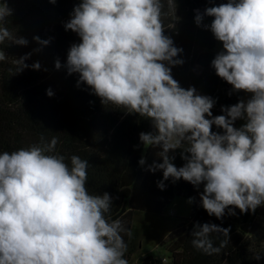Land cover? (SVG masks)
I'll list each match as a JSON object with an SVG mask.
<instances>
[{
    "label": "clouds",
    "instance_id": "obj_1",
    "mask_svg": "<svg viewBox=\"0 0 264 264\" xmlns=\"http://www.w3.org/2000/svg\"><path fill=\"white\" fill-rule=\"evenodd\" d=\"M167 3L176 12L175 0ZM163 7L162 0H80L63 25L80 38L63 67L68 75L78 74L77 87L87 86L104 106L151 122L152 131L140 133L139 141L145 150L161 149L162 162L147 169L162 171L159 189L168 180L183 179L196 188L203 184L200 206L209 216L222 219L226 210L235 215V209L254 214L264 205V0H228L203 13L196 10L195 24L222 44L211 62L216 75L234 92L251 97L215 117L214 99L182 88L171 74L172 67L183 64L177 59L183 50L164 34ZM11 15L0 3V44L27 46L25 38L3 26ZM205 17L213 18L210 25L203 24ZM33 39L41 46L49 43ZM29 56L14 59V74L28 67ZM6 59L0 51V61ZM61 67L57 60L55 68ZM237 120L245 123L236 128ZM213 126L223 134L214 133ZM41 141L0 153V264H128L121 234L130 237L131 232L120 219L105 218L113 205L109 193L88 192V161L73 155L69 166L63 155L50 154L55 137ZM176 150L185 161L180 168L170 155ZM145 163L142 157L140 166ZM212 233L227 239L214 247ZM191 236L193 247L209 256L229 243V229L215 224H197Z\"/></svg>",
    "mask_w": 264,
    "mask_h": 264
},
{
    "label": "trees",
    "instance_id": "obj_2",
    "mask_svg": "<svg viewBox=\"0 0 264 264\" xmlns=\"http://www.w3.org/2000/svg\"><path fill=\"white\" fill-rule=\"evenodd\" d=\"M175 2L176 12L169 10L167 0H162L164 34L173 40L175 47L183 50L177 57L183 64L172 67L171 74L182 88L193 87L197 94L216 101L213 117L224 115L221 109L242 101L243 92H234L211 66L200 75L194 72L199 55L213 52L217 44L211 31L198 27L194 18L196 10L203 13L206 8L228 0ZM7 3L12 15L3 26L13 35L25 38L28 44L10 45L11 41L7 40L0 44V51L8 57L0 61V153L27 149L40 144L41 138L43 143H50L55 137L58 143L55 152L50 154L63 155L69 166L73 155L87 160L88 192L109 193L113 205L105 218L109 222L120 219L131 232L130 237L121 234L127 243L124 256L127 261L142 244L134 215L161 217L174 198L180 196L191 198L193 208L183 233L167 243L169 261L146 256L140 264H264V205L254 214H241L235 209L236 214L230 216L226 210L224 217L217 219L200 206L203 184L196 188L183 179L175 183L168 180L164 190L159 189L157 183L163 179L162 171L152 173L147 169L154 162H162L157 156L161 149L145 150L139 141L140 133L152 131L151 122L137 114H126L124 109L104 106L87 86L77 87L78 74L68 75L63 65L70 46L78 44L80 38L70 30L65 31L63 25L80 0H57L55 5L49 0H7ZM212 19L205 17L203 24L210 25ZM172 24L174 28L168 29ZM34 37L49 43L41 46ZM29 54L25 61L28 67L14 74L17 68L14 59ZM57 60L62 65L59 70L55 68ZM35 63H39V70L32 69ZM49 90L53 93L51 97L47 95ZM237 125L238 120L234 127ZM212 131L223 134L216 126ZM181 151L170 153L175 157L173 163L177 168L185 164ZM142 157L146 160L144 166L139 164ZM206 223L229 229V243L219 254L205 255L192 245L194 226ZM210 239L214 247H220L227 238L221 233H212Z\"/></svg>",
    "mask_w": 264,
    "mask_h": 264
},
{
    "label": "rangeland",
    "instance_id": "obj_3",
    "mask_svg": "<svg viewBox=\"0 0 264 264\" xmlns=\"http://www.w3.org/2000/svg\"><path fill=\"white\" fill-rule=\"evenodd\" d=\"M0 3L8 5L7 0H0ZM220 51H222V44L217 41L213 51L215 56ZM209 66L204 67L195 63L194 72L200 75ZM250 98L249 94L243 93L242 101L246 102ZM244 123L245 121L238 120L237 128H240ZM189 199L176 196L161 217L143 213L134 215L135 226L140 230L142 244L136 254L128 261V264H140L146 256H152L158 261L163 259L169 261L170 253L167 250V243L180 236L185 224L189 223L193 208V200L192 203H188Z\"/></svg>",
    "mask_w": 264,
    "mask_h": 264
},
{
    "label": "water",
    "instance_id": "obj_4",
    "mask_svg": "<svg viewBox=\"0 0 264 264\" xmlns=\"http://www.w3.org/2000/svg\"><path fill=\"white\" fill-rule=\"evenodd\" d=\"M215 58V54L213 52H203L199 55L196 60V65L207 67L211 65L212 60Z\"/></svg>",
    "mask_w": 264,
    "mask_h": 264
},
{
    "label": "built area",
    "instance_id": "obj_5",
    "mask_svg": "<svg viewBox=\"0 0 264 264\" xmlns=\"http://www.w3.org/2000/svg\"><path fill=\"white\" fill-rule=\"evenodd\" d=\"M162 261H163V262H167V259H163Z\"/></svg>",
    "mask_w": 264,
    "mask_h": 264
}]
</instances>
